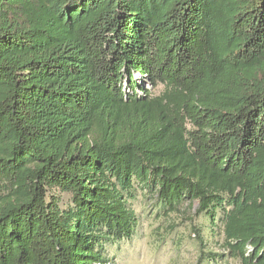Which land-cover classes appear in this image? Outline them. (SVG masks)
Masks as SVG:
<instances>
[{
    "label": "trees",
    "instance_id": "obj_1",
    "mask_svg": "<svg viewBox=\"0 0 264 264\" xmlns=\"http://www.w3.org/2000/svg\"><path fill=\"white\" fill-rule=\"evenodd\" d=\"M138 189L264 264V0H0V264H120Z\"/></svg>",
    "mask_w": 264,
    "mask_h": 264
},
{
    "label": "rangeland",
    "instance_id": "obj_2",
    "mask_svg": "<svg viewBox=\"0 0 264 264\" xmlns=\"http://www.w3.org/2000/svg\"><path fill=\"white\" fill-rule=\"evenodd\" d=\"M140 79H138L139 81ZM144 89L153 87L140 82ZM139 92L143 93L141 90ZM68 197L64 195L66 201ZM133 207L139 217V225L133 239L125 240L109 248L108 255L120 264H238L231 258L210 260L206 252L222 253L221 235L210 229L206 216H195L197 205L181 206L177 212L165 213L155 199L138 189ZM196 227L203 229L207 248L199 243ZM204 250V252H203ZM206 254V255H205ZM201 255L203 258L201 259ZM213 256V255H212Z\"/></svg>",
    "mask_w": 264,
    "mask_h": 264
}]
</instances>
